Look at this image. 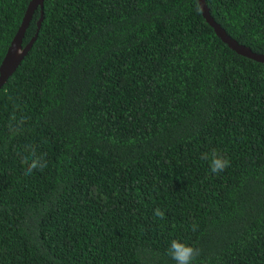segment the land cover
Wrapping results in <instances>:
<instances>
[{
	"label": "trees",
	"instance_id": "trees-1",
	"mask_svg": "<svg viewBox=\"0 0 264 264\" xmlns=\"http://www.w3.org/2000/svg\"><path fill=\"white\" fill-rule=\"evenodd\" d=\"M29 2L0 0V64ZM205 3L264 53V0ZM43 11L0 88V264H175L174 239L200 249L195 264H264V63L198 0ZM32 148L47 167L25 175ZM212 149L231 161L218 175Z\"/></svg>",
	"mask_w": 264,
	"mask_h": 264
},
{
	"label": "water",
	"instance_id": "water-1",
	"mask_svg": "<svg viewBox=\"0 0 264 264\" xmlns=\"http://www.w3.org/2000/svg\"><path fill=\"white\" fill-rule=\"evenodd\" d=\"M198 3L203 17L213 27L215 33L220 37L223 42H225L231 49L236 51L238 54L253 59L257 62L264 63V53L254 52L248 46H245L230 37L210 15L205 0H198ZM38 7L40 9V16L37 20L36 32L34 36L30 39V41L24 47H22L21 41L24 36V32L29 24L33 11ZM43 7L44 0H30L23 16L22 22L18 28V31L16 32L10 45L8 46L5 56L0 64V88L5 84L6 80L14 73V71L17 69L18 65L22 61L23 57L27 54V52L32 47L34 41L36 40L44 16Z\"/></svg>",
	"mask_w": 264,
	"mask_h": 264
},
{
	"label": "clouds",
	"instance_id": "clouds-1",
	"mask_svg": "<svg viewBox=\"0 0 264 264\" xmlns=\"http://www.w3.org/2000/svg\"><path fill=\"white\" fill-rule=\"evenodd\" d=\"M27 155L22 159V164L25 166V175H31L36 170H44L47 167V161L42 155H37L35 149H28ZM201 159L207 162L209 172L213 175H218L225 171L231 164L230 158L216 149L201 153ZM156 215L164 218V212L156 209ZM195 225L193 229L195 230ZM200 249L184 243L181 240H172L167 249V255L175 261V264H195V261L200 256Z\"/></svg>",
	"mask_w": 264,
	"mask_h": 264
}]
</instances>
